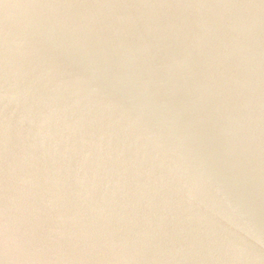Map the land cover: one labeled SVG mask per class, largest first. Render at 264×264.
<instances>
[{"label": "water", "instance_id": "95a60500", "mask_svg": "<svg viewBox=\"0 0 264 264\" xmlns=\"http://www.w3.org/2000/svg\"><path fill=\"white\" fill-rule=\"evenodd\" d=\"M0 264H264V0H0Z\"/></svg>", "mask_w": 264, "mask_h": 264}]
</instances>
